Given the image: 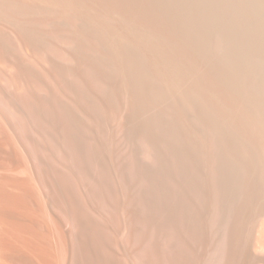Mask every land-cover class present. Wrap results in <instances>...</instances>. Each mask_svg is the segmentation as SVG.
I'll return each instance as SVG.
<instances>
[{"label": "bare ground", "instance_id": "bare-ground-1", "mask_svg": "<svg viewBox=\"0 0 264 264\" xmlns=\"http://www.w3.org/2000/svg\"><path fill=\"white\" fill-rule=\"evenodd\" d=\"M0 264H264V0H0Z\"/></svg>", "mask_w": 264, "mask_h": 264}]
</instances>
